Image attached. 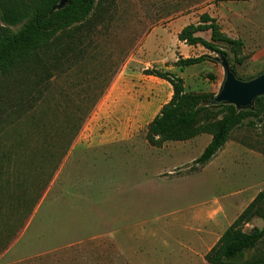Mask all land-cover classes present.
<instances>
[{"label":"rangeland","instance_id":"obj_1","mask_svg":"<svg viewBox=\"0 0 264 264\" xmlns=\"http://www.w3.org/2000/svg\"><path fill=\"white\" fill-rule=\"evenodd\" d=\"M108 14L104 24L83 26L82 42L75 51L65 50L59 61L45 60L50 56L46 52L72 29L0 71L1 85L38 59L47 62L46 70H36L30 90L41 99L14 107L21 110L14 112L0 92V112H7L0 117V252L12 248L0 263L210 264L205 256L184 252L185 245L202 248L209 240L207 224L202 229L206 234L195 233L192 226L203 219L211 222L210 251L264 192V98L241 109L251 115L208 163L194 164L225 115L211 100L222 86L224 68L220 55L178 39L183 27L208 14L221 33L243 42L238 53L242 64H235L234 74L251 80L264 71V0H117ZM0 26L6 34L19 28ZM198 33L210 39V31ZM218 46L228 53L231 68V48ZM200 55L213 60L181 70L175 66L179 56ZM153 68L180 75L185 91L208 96V108L177 137L156 138L151 144L145 138L146 122L172 92L166 81L143 73ZM103 88L104 95L70 142L72 117L81 115L79 109L87 111ZM98 132L108 140L102 146L91 140ZM144 167L155 168L152 177L160 181L143 176ZM125 185L131 191L115 208L106 200L107 189ZM110 210L120 211L121 218L108 216ZM260 211L258 205L240 227L246 232L263 228ZM114 232L117 247L101 240ZM256 256H264V239L242 261Z\"/></svg>","mask_w":264,"mask_h":264},{"label":"trees","instance_id":"obj_2","mask_svg":"<svg viewBox=\"0 0 264 264\" xmlns=\"http://www.w3.org/2000/svg\"><path fill=\"white\" fill-rule=\"evenodd\" d=\"M60 0H0V23L4 26H19L14 34H6L0 26V71L10 68L23 55L37 51L40 46L48 42L57 34H62L68 29L73 31L61 37L53 50L47 51L49 59L59 61L64 51H75L76 46L82 42L80 33L83 26L90 28L104 24L109 18L110 10L114 9L117 0H68L62 8H57ZM210 31V39L196 36L197 32ZM180 41L189 46L200 45L220 57L228 56V53L219 48L222 43L231 48L234 55V63L231 70L236 73L235 64L241 65L238 53L243 47L240 39H233L221 33L219 26L208 14L200 16L198 24H189L182 28L178 35ZM213 60L209 55L184 58L179 56L175 62L180 70L200 64L206 60ZM43 59H38L35 66H27L21 70V75L14 79H7L0 85L3 101L14 112L21 111L18 107L26 102L30 103L42 98L37 94L31 96L36 70H43ZM56 72L57 67H50ZM46 70V69H44ZM43 70V71H44ZM51 71V72H52ZM143 73L166 81L172 90L168 102L163 104L159 112L147 124L145 138L149 143H154L156 138L177 137L180 133L191 128L208 108L205 103L208 96L192 94L185 91L183 78L170 71L158 69H145ZM49 75V79L51 77ZM104 89L93 97V101L87 111L79 109L72 117L69 129L72 131V142L82 129L94 107L104 95ZM264 98H257L256 102ZM225 115L216 123L209 143L202 153L194 160V164L203 166L208 163L215 154L224 146L231 131L242 125L245 119L251 115L249 110H237L233 104L218 103ZM6 109L0 112V117L6 114ZM67 153V149L63 155ZM261 206L260 217L264 220V192H259L247 208L239 214L231 225L222 233L216 245L205 255V260L210 264H264V256L252 257L242 261L244 254L254 248L264 239V226L261 229L253 228L246 232L240 225L248 220L253 210Z\"/></svg>","mask_w":264,"mask_h":264},{"label":"water","instance_id":"obj_3","mask_svg":"<svg viewBox=\"0 0 264 264\" xmlns=\"http://www.w3.org/2000/svg\"><path fill=\"white\" fill-rule=\"evenodd\" d=\"M68 0H60L57 8H62ZM224 68V81L212 102L218 104H233L237 110L250 107L253 101L264 96V71L251 80H241L229 67L227 60L221 57Z\"/></svg>","mask_w":264,"mask_h":264},{"label":"crops","instance_id":"obj_4","mask_svg":"<svg viewBox=\"0 0 264 264\" xmlns=\"http://www.w3.org/2000/svg\"><path fill=\"white\" fill-rule=\"evenodd\" d=\"M196 24H198V23H196ZM184 28V27H183ZM155 29H152V31L149 33V35L147 36V38H149L150 37V35H151V33L154 31ZM181 31V30H180ZM180 33V32H179ZM196 36H201V35H199V33L197 32L196 33ZM204 38V37H203ZM181 43H184L183 41L181 42ZM149 77H153V78H156V77H154V76H149ZM156 79H159V78H156ZM171 94H172V92H171ZM153 119V117L150 119V120H148L147 122H146V125L151 121ZM119 123H121V121L119 122ZM124 124H126L125 122H124ZM85 136V135H84ZM106 135L103 133H100V132H98L91 140L92 141H94L95 143H96V145H99V146H102L101 144H104L105 142H107L108 140L107 139H105L104 137H105ZM81 140L83 141L84 140V137H81ZM144 144H146L147 143V141L146 140H144ZM106 144V143H105ZM144 147H145V149H147L148 147L146 146V145H144ZM149 150V149H148ZM147 150V151H148ZM148 168H143V176H150V177H152V175H155V174H157L156 173V169L154 168V170L153 169H148ZM152 179L153 180H155V181H160V179H156V178H153L152 177ZM162 181V180H161ZM114 186V185H113ZM108 187V189H107V191L110 193L109 195H108V197H107V201L109 200V203H111V205H113V207H115L116 208V204L115 203H118L119 202V199L122 197V195H124L125 193H127L128 191H131V186H127V185H125V186H122V187ZM125 199V198H124ZM114 210V209H113ZM113 210L111 211L110 210V213L108 214V216H110L111 218H113V217H115V218H121V213H120V211H116L115 213H113ZM124 217H125V214H124ZM197 224L196 225H193L192 226V228H191V230L192 231H194L195 233H197V234H200V233H204V234H206V231H202V229H203V226L205 225V224H207L208 226H209V228H208V230H207V235L209 236V240H207L206 242H204V244H203V247L202 248H197V247H195L194 245H191V244H188V245H185V250H188V251H184V252H187V253H191L193 256H196V257H198V256H200V257H202V256H205L206 255V253L208 252V250H209V245H210V241H211V239H212V237H213V233H212V230H211V222L208 220V219H203V220H200L199 222H196ZM195 226V227H194ZM100 236V235H99ZM98 236V237H99ZM109 236H111V238H109ZM115 236H116V232H114V233H112V234H108V235H105V236H103V237H101V240H103V238H105L108 242H110L111 244H113V246H115V247H117L116 246V244H115ZM200 239V238H199ZM93 240H95V238H93ZM95 247H97L98 248V245H94ZM111 245H109V247H110ZM2 250H4V251H2ZM1 251L2 252H0V260H2V258H4L6 255H7V253L9 252V251H12V248L10 247V246H8V247H6V248H3ZM0 264H13L12 262L11 263H0ZM205 264H207V263H205Z\"/></svg>","mask_w":264,"mask_h":264}]
</instances>
